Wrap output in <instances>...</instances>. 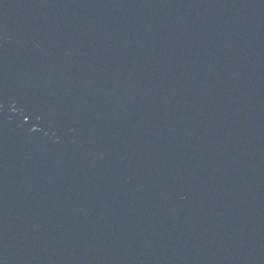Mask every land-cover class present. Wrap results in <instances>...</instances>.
Returning a JSON list of instances; mask_svg holds the SVG:
<instances>
[{
	"label": "water",
	"instance_id": "95a60500",
	"mask_svg": "<svg viewBox=\"0 0 264 264\" xmlns=\"http://www.w3.org/2000/svg\"><path fill=\"white\" fill-rule=\"evenodd\" d=\"M0 264H264V0H0Z\"/></svg>",
	"mask_w": 264,
	"mask_h": 264
}]
</instances>
